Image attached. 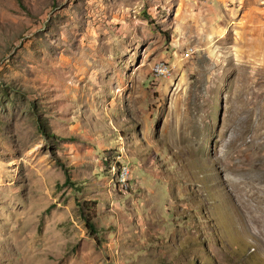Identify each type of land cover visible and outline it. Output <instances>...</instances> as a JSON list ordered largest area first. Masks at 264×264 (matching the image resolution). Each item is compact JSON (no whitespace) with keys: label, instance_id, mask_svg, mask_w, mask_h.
Instances as JSON below:
<instances>
[{"label":"rangeland","instance_id":"374dc122","mask_svg":"<svg viewBox=\"0 0 264 264\" xmlns=\"http://www.w3.org/2000/svg\"><path fill=\"white\" fill-rule=\"evenodd\" d=\"M256 176L264 0H0V264H264Z\"/></svg>","mask_w":264,"mask_h":264},{"label":"bare ground","instance_id":"6f19581e","mask_svg":"<svg viewBox=\"0 0 264 264\" xmlns=\"http://www.w3.org/2000/svg\"><path fill=\"white\" fill-rule=\"evenodd\" d=\"M157 71L159 72H163L162 69V62H159L157 64ZM159 74V73H158ZM161 74V73H160ZM159 74V75H160ZM165 75V74H164ZM161 76V75H160ZM236 142V141H235ZM233 143V142H232ZM235 147V146H234ZM232 152V151H231ZM235 152V151H234ZM237 152V151H236ZM232 156V155H231ZM237 157V155L235 156V158ZM234 158V157H233ZM254 160V159H253ZM219 161V160H218ZM250 161V160H249ZM236 162V161H235ZM245 160L244 161H239L236 164L238 165H244L245 164ZM218 163V162H217ZM234 169V168H233ZM237 169V168H236ZM249 170V169H247ZM240 171V170H239ZM235 173V172H234ZM241 173V172H240ZM254 173V172H253ZM250 174V173H249ZM252 175V174H251ZM254 176V175H253ZM250 177V176H249ZM233 178V177H232ZM229 179V178H228ZM250 179V178H249ZM227 181V180H226ZM246 181V180H245ZM244 185V184H243ZM226 186V185H225ZM250 192H251V198L253 202H255L256 204L259 205V207L261 208L258 212H255L253 214H250L248 216H250V222L251 225L249 226L250 229L252 230V234L257 236V238H264V182H260L257 180V176L252 178V182L250 185ZM246 189V188H245ZM247 190V189H246ZM241 191V190H240ZM248 192V191H247ZM241 196V195H240ZM233 198V197H232ZM246 199V198H245ZM233 200V199H232ZM244 201V200H243ZM235 202V201H234ZM247 203V201H246ZM252 203V202H251ZM237 204V203H236ZM239 205V204H238ZM250 206V205H249ZM243 208V206H242ZM249 208V207H248ZM244 209V208H243ZM253 208H251L252 210ZM247 210V209H246ZM246 212V211H245ZM249 214V213H248ZM249 218V217H248Z\"/></svg>","mask_w":264,"mask_h":264},{"label":"trees","instance_id":"16d2710c","mask_svg":"<svg viewBox=\"0 0 264 264\" xmlns=\"http://www.w3.org/2000/svg\"><path fill=\"white\" fill-rule=\"evenodd\" d=\"M67 181H68V180H67ZM87 221H88V223H89V225H90L91 232H92V233H96V232H97V231H96V227H95L94 223L91 222V216H88V217H87Z\"/></svg>","mask_w":264,"mask_h":264},{"label":"built area","instance_id":"2783aa9c","mask_svg":"<svg viewBox=\"0 0 264 264\" xmlns=\"http://www.w3.org/2000/svg\"><path fill=\"white\" fill-rule=\"evenodd\" d=\"M190 51H191V53H193L194 52V49H191ZM161 62H162V69L164 70V72L166 74H169V69H167V62H165V61H161Z\"/></svg>","mask_w":264,"mask_h":264}]
</instances>
